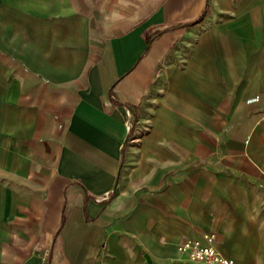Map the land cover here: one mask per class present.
<instances>
[{"label":"crops","instance_id":"1","mask_svg":"<svg viewBox=\"0 0 264 264\" xmlns=\"http://www.w3.org/2000/svg\"><path fill=\"white\" fill-rule=\"evenodd\" d=\"M210 232L264 264V0H0V264Z\"/></svg>","mask_w":264,"mask_h":264},{"label":"built area","instance_id":"2","mask_svg":"<svg viewBox=\"0 0 264 264\" xmlns=\"http://www.w3.org/2000/svg\"><path fill=\"white\" fill-rule=\"evenodd\" d=\"M257 101H259L258 96L248 100L249 103ZM203 238L206 243L196 238L184 239L177 248L179 252L186 254L190 261L199 264H240L235 258L227 257L219 251L215 245L217 241L215 233H205Z\"/></svg>","mask_w":264,"mask_h":264}]
</instances>
